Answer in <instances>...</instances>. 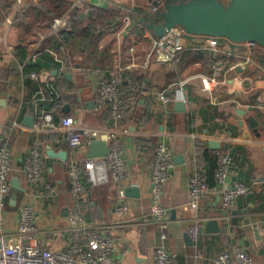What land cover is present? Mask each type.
<instances>
[{
    "label": "crops",
    "instance_id": "0c3cea01",
    "mask_svg": "<svg viewBox=\"0 0 264 264\" xmlns=\"http://www.w3.org/2000/svg\"><path fill=\"white\" fill-rule=\"evenodd\" d=\"M40 1L16 0L0 25V133L11 142V182L17 178L23 189L15 190L11 184L4 214L7 234L14 237L19 209L30 204L35 211V235L42 248L59 251L75 246L85 250V239L72 232L68 223L69 211L80 208L87 221L109 225L119 264H153L154 249L161 243L176 256L175 264H213L218 254L237 249L247 253L253 264H264V64L253 59L254 48L222 42L219 55L235 68L224 75L225 84H214L212 92L207 93L202 79L211 77L212 71L205 57L183 56L175 64L150 63L143 67L154 37L139 18L155 12L151 6L158 0H87L78 9L81 17L74 31L66 35L67 44L61 41L60 33L71 30L69 13L61 16L67 25L56 32L45 20L36 19L35 11L31 12V31L19 28L25 23H16L15 16L30 7L26 6L28 2ZM70 1L73 5L75 0ZM111 12L116 15L108 31L100 32L101 25L90 21L103 18L101 21L109 22L110 17L105 15ZM125 17L132 20L127 27L123 24ZM117 24L119 28L114 30ZM88 29L94 37L87 35ZM184 45V54L200 50L213 59L203 46L198 48L188 39ZM32 73L38 81L32 80ZM112 75L122 79L121 95L126 103L125 115L117 122L95 110L98 81ZM28 83L36 89L31 92ZM159 92H167L172 101H159ZM180 102L183 109L176 105ZM53 110L61 116H72L77 127L101 130L99 139L120 136L126 179L120 184L87 186L79 198H73L68 164L73 159L85 160L88 145L82 143L72 149L63 129L35 132L24 124L27 116L36 124L45 112ZM250 117L256 122L254 126ZM159 142L170 146L174 160L160 200L169 220L164 241L150 216V170ZM210 142L218 144L219 150H212ZM34 146L45 155L43 178L55 187L56 197L45 196L41 186L25 178L24 167ZM48 148L65 151L66 161L47 156ZM205 150L210 159L216 151L230 155L234 165L222 184L217 182L214 170L212 193L200 202L196 212H185L194 163L205 175L211 168L204 158ZM236 182L246 184L248 191L223 218L220 191ZM128 187L136 188L138 197L121 200L119 191ZM121 203L127 210L119 215L116 208ZM196 220L201 230L194 242L188 229ZM210 220L215 223L212 229L207 228Z\"/></svg>",
    "mask_w": 264,
    "mask_h": 264
},
{
    "label": "built area",
    "instance_id": "2783aa9c",
    "mask_svg": "<svg viewBox=\"0 0 264 264\" xmlns=\"http://www.w3.org/2000/svg\"><path fill=\"white\" fill-rule=\"evenodd\" d=\"M87 0H75L74 6L81 8ZM22 2V0H18ZM130 17L123 19L124 26L131 25ZM67 25L64 17L54 18L49 26L52 32ZM40 35V34H39ZM188 39L198 48L210 50L213 57L211 77L202 79L203 91L210 93L214 84H225L224 75L234 69L229 66L222 53L221 44L227 43L215 37L192 36L185 33L180 27H175L164 35L153 38L152 46L146 55L143 67L154 63L156 65L175 64L179 61V55L186 50L184 40ZM237 47L245 46L254 48L256 44L246 42ZM35 58L32 57V60ZM34 81H38L35 73L31 74ZM182 85V84H181ZM122 79L118 75L101 78L97 84L95 110L109 114L117 122L125 115L126 103L121 95ZM156 97L164 104H169L172 98L167 92H159ZM261 107V106H260ZM61 128L65 132L68 146L77 148L82 143L98 140L102 134L99 129H87L76 126L72 116H61L56 111L45 112L40 121L34 124L33 131H50ZM124 133L127 130L124 128ZM109 146V154L102 158H86L83 161L73 159L68 164V176L70 179L69 193L73 198H79L87 186H98L113 182L120 184L126 179V163L123 144L120 136L110 135L106 138ZM219 157V166L216 172V180L219 184L225 182L234 165L230 155L216 151ZM28 163L24 167V175L28 183L42 187L45 196L56 197L57 190L43 178V162L45 155L37 146L30 149ZM174 166L172 149L165 142L157 143L154 150V161L150 170L151 179V203L150 216L153 218L161 232L162 241L167 238L168 216L167 210L161 205L160 200L164 193V186L169 179L170 171ZM12 153L10 138L0 133V264H119L114 257L115 241L110 233V227L104 222H89L85 219L80 208L69 211L68 223L71 231L78 237L85 239L86 249L68 246L59 251H50L40 246L36 238V227L33 206L25 204L20 207L18 225L14 237L7 234L5 228V208L11 191ZM189 201L183 206L185 212H196L200 202L206 199L213 191L207 184L204 171L194 163L189 179ZM248 186L242 182H236L232 187L223 189L221 194V209L226 218L227 213L235 207L237 200L246 194ZM118 196L125 200L124 190H120ZM127 206L121 203L116 212L122 215ZM201 230V224L196 220L188 229L189 237L197 242ZM175 255L164 243L157 245L153 252V264H175ZM213 264H253V259L242 250L222 252L218 254Z\"/></svg>",
    "mask_w": 264,
    "mask_h": 264
},
{
    "label": "water",
    "instance_id": "95a60500",
    "mask_svg": "<svg viewBox=\"0 0 264 264\" xmlns=\"http://www.w3.org/2000/svg\"><path fill=\"white\" fill-rule=\"evenodd\" d=\"M151 8L156 11L139 18V22L154 38L180 27L188 35L215 37L226 41L230 46L250 42L264 47V0H229L227 4L221 0H158ZM176 105L178 109H183L181 102ZM33 122L32 117L24 118V124L29 128L33 126ZM249 122L251 126L256 124L252 117ZM209 147L212 150L220 148L213 142L209 143ZM46 154L62 161L67 158L65 151L54 152L50 148ZM108 154L109 146L104 138L88 143L87 158H102ZM11 184L15 190H23L17 178ZM124 194L138 197V190L128 187L124 189ZM13 199L15 202V195ZM214 225V220H210L207 228L212 229Z\"/></svg>",
    "mask_w": 264,
    "mask_h": 264
},
{
    "label": "trees",
    "instance_id": "16d2710c",
    "mask_svg": "<svg viewBox=\"0 0 264 264\" xmlns=\"http://www.w3.org/2000/svg\"><path fill=\"white\" fill-rule=\"evenodd\" d=\"M15 2H16V0H0V25L5 20L6 16H8L10 14L11 9L14 6ZM224 4H227V2H224ZM26 6H30L31 10H29L30 7H28L27 9H23L21 11V13H19L17 16H15L16 23L19 20H21L22 23H25L24 25H21V23L19 24L20 25L19 28L23 27L24 32L31 31L30 28L32 27V19H33L32 13H34V11L36 14L35 18L39 19V20H45L47 26H49L50 22L54 19V17H61L64 14L69 13L68 19H70L69 24H70L71 30L70 31L67 30L68 32L61 31V33H60V34H62V40L61 41H63V43H66V44H67V41L69 40L68 36H66V35L70 34L71 32L74 31L75 26H76V22H78V19L81 17L80 13H78L79 8L75 7L74 3L72 5V1H70V0H41L39 3L28 2V4ZM32 6H39V7L34 8ZM71 6H73V10L69 11ZM115 15L116 14L112 13V12L108 15H105V17L106 16L110 17L109 22L108 21L107 22L101 21V19H103V18L91 19L90 21H92L93 23H98L99 25H101L99 27L100 32L101 31L105 32V31H108L109 29H111L110 28V27H112V26H110L111 20H112V18L115 17ZM27 20H28V22L26 23ZM135 20H136V18H135ZM90 25H93V24H90ZM68 28L69 27H67L66 29H68ZM113 28H114V30H117L119 28V24H117L116 26H113ZM91 33L92 32L88 29L87 35L94 37ZM187 52L188 53H186V54H184V52H182L179 55V58L182 59V57L184 56V57H191L193 59H196V58L203 59V57H205L206 58L205 60H207V67L209 68V72H210V69L212 71L213 59L212 58L210 59V57L207 55V52H205V51L202 52L200 50H195V51H188L187 50ZM252 57L254 60H257L261 64H264V47H259L256 45L253 49ZM28 86H29L31 92L36 89V86L33 84L28 83ZM204 156H205L204 158H205L206 162H208L209 166H211V168L208 170L207 175L204 174V177H205L207 184L210 187H213V181L212 180H213L214 170H216V172H217V169L219 166V157L214 155L213 158L210 159L208 150L204 151Z\"/></svg>",
    "mask_w": 264,
    "mask_h": 264
}]
</instances>
